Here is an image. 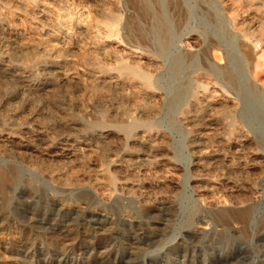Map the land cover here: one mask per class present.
I'll use <instances>...</instances> for the list:
<instances>
[{
    "label": "bare ground",
    "instance_id": "6f19581e",
    "mask_svg": "<svg viewBox=\"0 0 264 264\" xmlns=\"http://www.w3.org/2000/svg\"><path fill=\"white\" fill-rule=\"evenodd\" d=\"M139 1L0 0V156L62 188H89L100 201L124 196L148 203L156 198L150 182L168 185L179 174L159 124L168 114L188 132L194 183L214 221L246 226L264 173L257 150L264 147L245 129L236 99L239 75L232 65L200 64L196 41L188 39L171 63L174 80L184 75L185 83L164 101L153 81L173 31L166 15L154 13L152 0ZM220 1L233 34L249 47L250 77L264 104V7ZM128 3L151 21L139 42L126 37L122 8Z\"/></svg>",
    "mask_w": 264,
    "mask_h": 264
},
{
    "label": "rangeland",
    "instance_id": "374dc122",
    "mask_svg": "<svg viewBox=\"0 0 264 264\" xmlns=\"http://www.w3.org/2000/svg\"><path fill=\"white\" fill-rule=\"evenodd\" d=\"M249 1L264 7V0ZM152 3L154 13L166 15L173 31L172 46L160 59L161 73L153 81L164 101L185 83L184 75L174 80L171 63L182 54L181 44L194 39L200 64L232 65L236 69L240 78L236 99L246 121L245 129L264 147V104L258 96L261 87L250 77V50L233 34L229 9L220 0ZM130 6L128 3L122 8L126 37L137 41L141 35L148 36L152 25L139 14L140 6ZM214 55H219V59ZM159 124L171 139L179 179L167 186L150 182L156 198L148 203L124 196L100 201L89 188H62L45 175L0 156V175L7 174L2 180L4 185L0 184V264H264V173L254 186L258 193L247 225L216 223L207 199L194 183L198 178L192 170L193 156L187 149L188 132L168 114L160 118ZM257 152L264 155L261 148Z\"/></svg>",
    "mask_w": 264,
    "mask_h": 264
}]
</instances>
